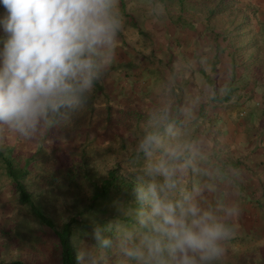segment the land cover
Wrapping results in <instances>:
<instances>
[{
  "label": "trees",
  "instance_id": "trees-1",
  "mask_svg": "<svg viewBox=\"0 0 264 264\" xmlns=\"http://www.w3.org/2000/svg\"><path fill=\"white\" fill-rule=\"evenodd\" d=\"M161 1L165 6H168L167 2L176 1L179 13L171 15V22L179 32L187 30L198 34L197 37L201 35L198 31V23L201 20L198 13L202 11L205 15L204 27L208 31L210 49L225 51L234 68L249 73V81L242 88L236 87L235 84L233 87L230 85L225 88L224 96L218 94V89L208 94L201 89L197 91L199 95L194 98L187 92V85L182 86L179 83V78L187 73L173 72L175 67L173 62L183 61V58L173 59L172 56L168 57V54L158 56L152 53L142 57L148 62L136 64L135 57L130 59V63L123 59L122 63L105 73L82 109H61L60 113L53 117L55 123L43 129L39 136H35V149L30 150L27 146H10L0 134V197L5 195L6 201L3 204H7L6 208L23 205L24 208L31 207L35 211L37 218L34 221L21 217L16 218V221L21 225L17 228L18 239L25 247L31 246L32 252L39 256V259L33 258L36 264H40L42 259L46 264H80L74 238L78 236L90 249L95 245L92 233L97 224L107 225L119 218L120 207H136L133 188L141 180L149 179L145 170L150 162L143 152L138 151L139 141L145 132L150 130V121L156 124L165 115L174 135L165 133L161 128L164 143L166 146H178L181 151L180 159L174 162L179 191L192 195L197 198L196 201L202 208L215 210L221 216L224 209L235 208L237 212L232 217L233 222L238 221L244 226L245 237H260L262 232L264 233L257 228L254 229L255 226L248 228L249 221L238 215L239 202H231V195L239 200L232 190L234 184H231L237 175L230 174L226 169L228 165L209 164L213 158L220 162L219 159L223 158L224 154L232 161L230 151H225L229 143L225 141V145L221 146L216 139L215 131H211L209 141L213 144L209 149L210 153L209 155L201 153L203 139L205 136L208 138L210 133L208 128L214 126L210 119L211 110H218L216 114L222 111L218 104L230 102L234 92L239 89L248 91L247 97L253 95L252 99H262L264 103V48L261 39L264 25L253 23L252 20L258 18L253 17L256 10H251L246 0ZM3 9L6 10L2 5L0 16L4 15V19L7 13H2ZM5 39L6 34L2 28L0 53L3 52ZM125 54L123 52L124 58ZM245 57L249 59L248 62L240 61ZM216 59L214 58V62L211 59L208 61L214 69ZM183 63L186 65L188 61ZM160 70L169 74L167 77L160 76L163 84L161 93L168 88L167 97L157 94L153 96L151 77L158 72L161 73ZM196 71L193 69L192 72ZM259 72L262 73L258 75ZM241 74L243 75L242 72ZM203 75L209 79L207 84L215 83L212 77H208L210 74ZM234 78L240 79L236 75ZM119 95L125 96L128 100L122 109H116L112 105V100ZM185 106L190 108L187 110ZM197 107L198 112L193 114L192 110H196ZM148 110L150 112H147ZM261 110L255 111L251 108L247 115L253 112L255 120L264 116V108ZM76 138L80 140V146L73 147L71 143ZM222 147L223 152L220 151ZM159 156L160 152H157L152 159H158ZM44 164H48V167ZM178 164H184V176L179 174ZM230 164L235 167L237 163L232 161ZM209 165L216 166L207 170ZM41 169L47 171L52 179H48V185L38 190L35 184ZM224 177L230 182L231 191L223 189ZM156 180L160 182L161 178L156 177ZM212 186L216 187L211 188ZM214 190L215 193L219 192L215 202L211 199ZM46 191H52L49 201L52 196H57L55 204H59V207L55 214L61 220L55 219L54 215L46 216L35 206L47 202ZM36 196L40 199L36 200ZM171 198H177V194H172ZM219 199L222 203L221 209L217 208ZM0 206V209L4 208L2 203ZM18 213L21 214L20 211ZM65 213L68 214L67 218ZM12 221L14 219L9 215L0 218V235L4 237L3 240L8 238ZM128 222L131 223V217L128 218ZM231 224L235 230L236 225ZM227 254L231 258L224 257L218 264H264V253L261 252L258 253L261 255L257 261L251 255H246L247 261L244 263L240 262V256L231 255L229 252ZM97 255L99 256L98 252ZM99 264H105L104 259H100ZM107 264H119V258L110 253Z\"/></svg>",
  "mask_w": 264,
  "mask_h": 264
},
{
  "label": "clouds",
  "instance_id": "clouds-1",
  "mask_svg": "<svg viewBox=\"0 0 264 264\" xmlns=\"http://www.w3.org/2000/svg\"><path fill=\"white\" fill-rule=\"evenodd\" d=\"M2 3L7 15L0 20L6 34L0 53V131L31 139L51 127L61 109L84 107L115 60L124 17L120 0ZM157 7L163 12L162 4ZM161 128L174 135L165 115L156 124L150 121L139 141L138 151L150 162L149 179L133 188L136 207H120L119 218L93 228L95 245L78 253L80 264L100 259L107 264L110 253L119 264H218L224 259L235 235L229 221L237 210L224 209L221 216L179 191L174 162L181 151L165 145ZM157 152L159 158L152 159Z\"/></svg>",
  "mask_w": 264,
  "mask_h": 264
},
{
  "label": "rangeland",
  "instance_id": "rangeland-1",
  "mask_svg": "<svg viewBox=\"0 0 264 264\" xmlns=\"http://www.w3.org/2000/svg\"><path fill=\"white\" fill-rule=\"evenodd\" d=\"M246 1L249 3L251 10H254L253 7L258 5L259 2L261 4L260 6L264 7V0H246ZM2 5H3L2 0H0V7H2ZM251 10H249V11L251 12ZM1 12L7 13V11L4 9H3V11L1 10ZM125 12L127 14L126 15L123 14L124 26H123V30L121 32V35L124 37L123 39L125 40L124 44L122 46L124 48V52L126 53L125 54L126 58H124V60H128V62L130 63L132 60L131 58L135 57L136 64L141 63L143 61L148 62V60L145 61L146 58H142L144 55H149L150 54L149 49L152 48L151 44L147 38V35L142 34V33H138L137 29H135L131 25L127 24L128 21H133V19L136 18L139 21L140 28L146 29V27L144 25L146 15H143L141 13L144 11L139 12V10L135 11L132 8L127 9ZM3 17H4V15L0 16V20H2ZM253 17H258V18L264 17V13H258V11L256 10V11H254ZM2 28L3 27L0 26V29H2ZM261 39H262V45L264 48V34L262 35ZM118 41H120V40H118ZM193 44H194V47H193V51H194L195 43H193ZM244 56H247V55H244ZM195 60H198V59H195ZM240 61L248 62L249 59H247L245 57V58H241ZM150 62H152V61H150ZM212 62H214V59ZM228 62H229V60H228ZM234 69L236 70V73H235L236 77L240 78L239 80H236L234 78L235 75H234V73H231L230 64H228V66H226V69L223 68L222 73L218 74V76L216 75L217 73L214 74V71H213L212 75H208V77L209 76L213 77L214 82H215L214 84H205V86H204L203 83H207V81L209 79L204 77L205 75L202 76V74H200L198 71L187 73V74L183 75L184 77L182 76L179 78V83L182 86L187 85L186 86L188 88V89L186 88L187 92L189 94H191L194 98L196 95H199V93L197 91L201 90V89L204 90L205 93H207V94L209 92L213 93L214 89H218V91H217L218 94L224 96V93L226 91L225 88L229 87L230 85H232V87H233V84H235V86L238 88H239V86H240V88H242V87H244L243 85H245V83H247L249 81L248 80L249 79V73L248 72H244L240 68L236 69V67ZM160 72H162V73L158 72L157 74L152 75V77H151V79H152L151 86H152V89L154 88V95L153 96H155L157 94L159 96L164 95L165 97H167L169 94L168 88L164 89V92L161 93V89H162L161 87H163L162 86L163 84L160 80V76L167 77L169 74L166 73L164 70H160ZM241 72L243 73V75L241 74ZM261 73L262 72H259L258 75H260ZM177 74H179V73H177ZM202 85H203V87H202ZM178 90H180V87L178 88ZM247 92L248 91H245L244 89H239L237 92H234L233 99L230 102L220 103V104L217 103L219 107H222L221 113L216 114V111H218V110H211L210 119L212 120V123H214V126L212 128H208L210 130V133L207 136L208 138H206V136H205V138L203 139L204 143L202 144L203 149H202L201 153L210 152L209 149L213 144L212 142L209 141V139L212 136L211 131H215V135L217 137L216 139L218 140V142L221 143V146H223V145H225L226 134L229 131L228 127L231 126L233 129L236 128L235 126H237V124H240L239 122L241 120H243L248 125L249 120L251 122L253 120V117L255 116L254 113L252 112V114H248V115H250L249 117L244 118L241 115L242 113H244V112L246 113L251 108H254L255 111H262L261 109L264 108V103L262 102V100L252 99L253 95L250 97H247V95H246ZM252 100H253V102H252ZM127 103H128V100H126V97L122 96V95H119L117 98H114L112 100V105L115 106L116 109H122L123 106L126 105ZM189 108H190V106L186 107L187 110ZM147 112H150V111L148 110ZM196 112H198V107L196 108V110H192L193 114H195ZM0 134L3 135L2 138L5 140L6 144H8L10 146H17V147L27 146V147H29L30 150L35 149V146H36L35 136L31 139H25V138H22L16 134H13L12 132H5V130L0 131ZM37 136H39V134H37ZM71 144L73 147L80 146V140L76 138L72 141ZM235 149H237L236 146H234V150ZM223 150H224V148L222 147L220 149V151L223 152ZM229 151H231L230 147L227 146L226 152H229ZM193 153H194L195 158H196L197 155L195 154V151ZM207 155H209V154H207ZM195 158H194V161H196ZM49 165H50V163H49ZM44 166L48 167V164H44ZM177 167H179L178 168L179 174L184 176V174H185L184 164L183 165L178 164ZM37 175H38V178H36L37 184H35V186H36V189L41 190L45 186L48 185V179L50 180V179H52V177L50 176V174L47 171L45 172L44 169H41L40 173H38ZM206 183H208V182H206ZM218 184H220V183H218ZM231 184H232V182H231ZM235 184L238 186L239 185L238 181ZM215 187L216 186H212L211 188H215ZM224 188H225V191L231 190V186L229 184L226 185ZM2 192H3V190L1 191V193ZM50 192L52 193V191H46L45 192V195L48 196L47 202L50 199L49 198ZM204 193H205V191H204ZM217 193H219V192L217 191ZM217 193H215V190L213 191V193H211V195H212L211 199H212V201L214 200V202L216 200ZM220 195H221V197H223L222 193H220ZM53 197L55 198L54 200H53ZM38 198L40 199V197L36 196V200ZM56 198H57V196H52L49 203L41 202L35 206L38 209H40L46 216L54 215L55 219L61 220L59 217L57 218L56 214H55L57 211V208L59 207V204H55ZM195 199H197V198H195ZM4 201H6V200H5V195L3 194L0 197V203H2V205H4V208L0 209V218H2L3 215H9V216H12V219H14V221H12V223L10 224V228H9L8 234H7L8 238L3 240L2 238H4V237L2 235H0V264H36L35 260L33 261V258L38 257V259H39V256H36V254H34V252H32L31 246L25 247L20 242V240L18 239L17 228H19V226H21V225L18 221H16L17 220L16 218H19V217L34 221L37 218L35 211L33 209H31V207L30 208L29 207L24 208L23 205H20V207L19 206H13V208L9 209V208H6L7 204H3ZM220 201H221V199L218 200V204H219L217 206L218 209L222 208L221 207L222 203ZM248 201H249V199H248ZM249 203H250V201H249ZM18 211H20L21 214L18 213ZM18 214H20V215H18ZM64 215L66 217L68 214L65 213ZM222 216H223V213H222ZM246 219H247V221H249V223H247L248 228H250V226H255L254 229L257 228L258 231H264V218L261 219L260 216H259V218H257L253 215H249L248 218H246ZM233 220H234V218H231L229 222L234 223L236 225V229L234 230L235 235H234L233 239L227 243V251H226L225 259L231 258V256H228V254H227V252H229L231 255H235L237 257L240 256L241 257V259H240L241 263H244L247 261L246 255H248V256L251 255L257 261V259H260L259 255H261L258 253L259 252L264 253V233L262 232V236H260V237L259 236H251L250 238L245 237L243 235V234H245V230H246V229L244 230V226L240 225V223L238 221L233 222ZM74 246L77 249V254L82 249L88 248L86 244L82 243L79 240L78 236H76L74 238ZM38 259H36V260H38ZM40 264H46V263L43 262V259H42Z\"/></svg>",
  "mask_w": 264,
  "mask_h": 264
},
{
  "label": "crops",
  "instance_id": "crops-1",
  "mask_svg": "<svg viewBox=\"0 0 264 264\" xmlns=\"http://www.w3.org/2000/svg\"><path fill=\"white\" fill-rule=\"evenodd\" d=\"M160 4L164 6L163 12L157 7ZM167 4L168 6H165L164 2L161 0H120V10L122 14L125 15L127 14L125 11L129 8L135 11L139 10V12L144 11L141 13L146 15L144 22L146 29L140 28L139 21L136 18H134L133 21H128L127 24L137 29L138 33L147 35L152 47L149 49L150 54L154 53L158 56L161 54L163 56L168 54V57L172 56L173 59L183 58V61L178 60L173 62V66H175L173 69L174 73L182 71H185L184 73H191L193 69H196L200 74L210 73V75H212L214 71V74L217 73L216 75L218 76V74L222 73L223 68L226 69L228 64H230L231 73H236L225 51L218 52L216 49L214 51L210 49L208 31L205 30L204 27L205 15L202 14V11L198 13L201 17L198 23V31L201 35L197 37L198 34H194V32H189L187 30L179 32L176 29V26H174L170 18L173 13H179L177 2H167ZM260 5L259 2L253 9L257 10L258 13H264V7ZM252 21L255 25H264V17L256 18ZM202 33H204V38H202ZM123 38L124 37L120 33V41H118L115 52V60L109 68V71L113 66L122 63L124 59V48L122 46L125 40ZM193 43H195L194 51ZM214 58H217L215 60V69H213V66L209 65L208 62L209 59L213 60ZM184 61H188V64L185 65L183 63ZM177 67L180 69L177 70ZM203 84L205 86L207 83ZM260 118H262V120ZM239 123L240 124L235 126L237 129H233L231 126L228 127L229 131L226 134V141L229 143L230 153L233 157L232 161L237 163L235 167H232V164H230L232 161L227 158L226 154L223 155V158L219 159L220 162L213 158L209 164L214 163L219 166L228 165L226 169L230 174L233 173L237 175L233 180L232 184H234V187H232V190L235 191V195L239 197V200L232 195L230 198L232 199L231 202H239L238 215H240L241 218H248L249 215H253L257 218L260 216L262 219L264 218V116L257 117L255 120L249 122L248 125L243 120ZM234 146H236L237 149L234 150ZM209 153L210 152H206V154ZM223 159L224 162H222ZM213 166L216 165H209L207 170L212 169ZM237 181L239 184L238 186L235 184ZM228 184L231 185L224 177L223 189Z\"/></svg>",
  "mask_w": 264,
  "mask_h": 264
}]
</instances>
